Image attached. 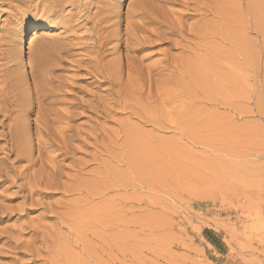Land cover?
Instances as JSON below:
<instances>
[{
    "label": "rangeland",
    "instance_id": "374dc122",
    "mask_svg": "<svg viewBox=\"0 0 264 264\" xmlns=\"http://www.w3.org/2000/svg\"><path fill=\"white\" fill-rule=\"evenodd\" d=\"M56 1L0 0V264H264V21L257 10L264 0H196L226 6L219 33L189 39L190 51L156 43L132 54L141 87L127 73L123 38L147 0H79L41 20ZM196 1L163 6L189 31L200 20ZM96 34L111 43L103 64L124 60L122 87L94 72ZM45 50L59 59L43 69ZM22 56L28 67H20ZM31 68L51 71L55 95L46 101L34 91ZM45 109L55 122L43 163L76 193L62 186L32 199L29 181L40 166L16 160L7 133L25 114L38 156L36 120ZM68 113L70 123L62 120Z\"/></svg>",
    "mask_w": 264,
    "mask_h": 264
},
{
    "label": "bare ground",
    "instance_id": "6f19581e",
    "mask_svg": "<svg viewBox=\"0 0 264 264\" xmlns=\"http://www.w3.org/2000/svg\"><path fill=\"white\" fill-rule=\"evenodd\" d=\"M27 0H19V2L23 3L26 2ZM35 1V0H34ZM78 1L79 0H60V1H56L53 2L52 6L49 8L48 11V16L45 17V15H42L40 17L41 20L46 21L47 22V18H49L51 16V14L54 15V13L56 12L57 9H59V11H65V8L68 6H74L76 7L78 5ZM179 1V0H178ZM193 1V0H192ZM196 1V0H195ZM14 2V1H13ZM12 2V4H13ZM50 2V1H49ZM176 0H147L146 2H143V4L140 7V10L135 14V16L131 17V19H129V21H127V26H126V37H124L123 39H125V41L123 42L125 45V53H126V57H125V62H126V67H127V73L130 77H136L134 81H136L137 83H139L138 85H142V80L140 78L141 75V69L139 68V66L137 65L138 63L136 62L135 57L131 56L134 53H139L145 50H149L152 49L153 46L156 45V43H162V45L168 44L170 45L171 49H175L177 47L181 48L182 51L184 52L185 50H189L192 49L190 45H188L189 43L192 44V41H189V39L192 40L193 37H195L197 40L198 39H205L208 38L210 35L211 37H213L212 35L214 33H216L217 30V22H219L221 15L223 14L224 9L226 8V6L223 5V7L221 5L219 6H215L214 8L211 7H203L206 4H200L199 2H195V7H194V11L196 13L197 16L200 17V20L198 21V25H196L197 27L195 29H189V31H186V27L184 25V23L181 21L180 18H177L175 16V13L172 11H169L168 9H166V7L163 6V3H166L169 5V3H175ZM259 2V1H257ZM82 3V2H81ZM91 3V2H90ZM180 3V2H179ZM193 3V2H192ZM11 4V3H10ZM27 4V3H25ZM32 4V3H31ZM257 4V3H256ZM6 5V4H5ZM14 5V4H13ZM80 5V4H79ZM82 5V4H81ZM111 5H115L113 3H111ZM171 5V4H170ZM175 5V4H174ZM258 5V4H257ZM11 6V5H10ZM48 6V4H47ZM86 6V5H84ZM184 6V5H183ZM190 6V5H189ZM229 6V5H228ZM232 6V5H231ZM234 6V5H233ZM232 6V7H233ZM188 7V6H187ZM36 8V7H35ZM37 8H39L37 6ZM48 8V7H47ZM46 8V9H47ZM70 8V7H69ZM80 8V7H79ZM83 8V7H82ZM231 8V7H230ZM258 8V9H257ZM256 9L258 10V12L261 14L262 19L264 21V2H261L258 7ZM115 9V8H114ZM227 9V8H226ZM43 10V9H42ZM75 10V8H74ZM82 10V9H81ZM107 10V9H106ZM231 10V9H230ZM256 10V11H257ZM45 11V10H44ZM58 11V10H57ZM78 11V10H77ZM39 12V11H38ZM104 12V11H103ZM111 12V11H110ZM113 12V11H112ZM177 12V11H176ZM179 12V11H178ZM232 12V11H231ZM41 13V12H40ZM81 13V12H80ZM97 13V12H96ZM100 14V12H98ZM184 13V12H183ZM229 13V11H228ZM89 14V13H88ZM210 14L213 18L212 20H207L206 19V15ZM230 14V13H229ZM50 15V16H49ZM57 15V14H56ZM55 15V16H56ZM78 15V13H77ZM76 15V16H77ZM85 15V14H84ZM98 15V14H97ZM195 15V14H194ZM195 15V16H196ZM69 16V15H68ZM87 16V15H86ZM90 16V15H89ZM95 16V15H94ZM83 17V16H82ZM99 17V16H98ZM110 17V16H109ZM70 18V17H69ZM85 18V17H84ZM97 18V17H95ZM102 18V17H101ZM100 18V19H101ZM211 18V17H210ZM217 18V21H216ZM59 19L61 22H68L63 16H59ZM68 19V18H67ZM87 19V18H86ZM109 19V18H108ZM112 19V18H111ZM182 19H184L182 17ZM55 20V19H54ZM74 20V19H73ZM98 20V19H97ZM105 21H103V23H107L106 19H104ZM223 20V19H222ZM96 21V20H95ZM258 21V20H256ZM262 21V20H261ZM54 22V21H53ZM72 22V20H71ZM109 22V21H108ZM111 22V21H110ZM187 22V21H186ZM55 23V22H54ZM60 23V22H59ZM58 23V24H59ZM103 23H100V26H102ZM51 24V22L49 23ZM96 24V23H95ZM94 25V28L96 29L97 27ZM114 24V23H113ZM258 24V23H257ZM264 24V22L262 23ZM47 25V23H46ZM64 25V24H63ZM42 26V25H41ZM50 26V25H49ZM110 26V25H109ZM108 26V27H109ZM187 26V25H186ZM258 26V25H257ZM261 26V25H259ZM51 27V26H50ZM107 27V26H106ZM192 27V26H191ZM111 28H116L115 26L112 25ZM110 28V29H111ZM260 29H264V28H260ZM47 31V30H46ZM100 30H98L97 32H100ZM218 31V30H217ZM228 31V30H227ZM110 32V31H109ZM221 32V31H220ZM39 32H34L33 35H36ZM117 33V30L114 29L113 31H111L109 33L110 37H115ZM219 33V32H218ZM216 33V34H218ZM47 32L41 30L40 31V37H45L47 36ZM124 34V35H125ZM17 35V34H16ZM95 35V34H94ZM177 36L179 37V41H173L170 40L169 38H167L168 36ZM18 36V35H17ZM97 36V40H95L96 45L95 47V53H96V58H95V67H93L94 72L100 76L104 75L105 79H107L108 83L112 86H116V87H122L124 82V78H123V61L122 59H118L116 61H113L109 64H103V54L104 52H106V47H108L111 43L109 41H106V39H108V37L106 39L102 38L100 35L98 36V34H96ZM216 35H214L213 38H215ZM123 37V36H122ZM121 37V38H122ZM47 38V37H46ZM50 38V37H48ZM194 39V38H193ZM211 39V38H210ZM223 39V38H222ZM57 41V40H56ZM117 41H120V39L118 38ZM167 41V42H166ZM170 41V42H169ZM203 41V40H202ZM214 41V40H213ZM217 41V40H216ZM233 41V40H232ZM13 43H18L16 37L14 38V41L12 40ZM11 42V43H12ZM33 42V41H32ZM47 43V42H46ZM184 43V44H183ZM186 43V44H185ZM199 43V42H198ZM52 44V43H51ZM94 44V43H93ZM14 45V44H12ZM11 45V46H12ZM33 45V44H32ZM160 45V44H159ZM209 45V44H208ZM217 45V44H216ZM30 46V45H29ZM158 46V45H156ZM193 46H195L194 48L196 49H200L202 46L199 44L194 43ZM46 47V46H45ZM63 47V46H62ZM48 50V49H47ZM47 50L43 51L44 55L42 57V59H40L38 65L41 66L43 69L47 68V66L52 65L53 61H55L56 59H59L58 56H51L50 54H48ZM57 50V48H56ZM216 50V49H215ZM118 51V46L114 47L112 49V54H116ZM190 51V50H189ZM64 53V52H63ZM11 54V53H9ZM8 54V55H9ZM12 55V54H11ZM111 55V54H110ZM109 55V56H110ZM61 56V55H60ZM211 56V55H210ZM11 57V56H10ZM13 57V55H12ZM41 57V56H40ZM212 57V56H211ZM52 58V60H51ZM171 58V57H170ZM21 66L20 67H28L29 64V60L25 61L23 56L21 58ZM141 59V58H140ZM13 60V59H12ZM90 60V59H89ZM168 60V59H167ZM166 60V61H167ZM171 61V60H170ZM107 63V62H106ZM37 65V64H36ZM90 65V64H89ZM175 65V64H174ZM211 65V64H210ZM35 66V65H34ZM33 66V67H34ZM89 68V67H88ZM31 75H32V79L34 82V91H36L37 96L40 98L42 97L44 99V101H46L48 98L51 97V95H53L54 89L52 88V80H51V76H50V72L49 71L47 74H45V72L43 73V71L41 72V74H35V69L31 68ZM42 69V70H43ZM175 69V68H174ZM177 69V68H176ZM89 71V70H88ZM206 71V70H205ZM125 72V71H124ZM39 73V72H38ZM170 73V72H169ZM91 74V73H89ZM94 74V73H93ZM95 74V75H96ZM177 74V73H176ZM30 76V75H29ZM142 76V75H141ZM150 77V76H149ZM179 77V76H178ZM185 77V76H184ZM183 78V77H182ZM128 79V78H127ZM151 79V78H149ZM14 80H16L15 82V86L20 88V84L21 82L19 81V78H15ZM27 80V79H26ZM129 80V79H128ZM106 81V82H107ZM203 81V80H202ZM104 82V83H106ZM129 82V81H128ZM146 82V81H145ZM148 82V81H147ZM24 83V82H23ZM132 83V82H131ZM136 83V84H137ZM144 83V82H143ZM172 83V82H171ZM128 83H126L125 85H127ZM134 84V83H133ZM146 84V83H144ZM23 86L25 85L22 84ZM14 86V85H13ZM125 86V87H126ZM132 86V85H131ZM134 87V86H133ZM150 87V85H149ZM155 87V86H154ZM12 88V87H11ZM127 88V87H126ZM129 88V87H128ZM137 88H139L137 86ZM118 89V88H117ZM116 89V90H117ZM131 89V87H130ZM140 89V88H139ZM143 89V88H142ZM146 89V88H145ZM150 90L152 88H149ZM113 90V89H112ZM136 90V89H135ZM19 91V89H18ZM27 91V89L21 90V93L19 95H21L22 97H26L25 96V92ZM128 91V90H127ZM132 91V90H131ZM140 91V90H139ZM144 91V90H143ZM12 92V91H11ZM114 92V90H113ZM117 92V91H116ZM142 92V91H141ZM109 93V92H108ZM130 93V92H129ZM135 93V92H133ZM140 93V92H139ZM145 93V92H144ZM35 94V95H36ZM152 94V93H151ZM10 95V93H9ZM55 95V94H54ZM108 95V94H107ZM111 95V94H110ZM114 95V94H112ZM118 95V93H117ZM28 96V95H27ZM36 96V97H37ZM120 96V95H119ZM143 96V95H142ZM7 94H5V98L3 99V102L7 104L8 100H10L9 98L7 99ZM100 97V96H99ZM106 97V96H105ZM112 97V96H111ZM118 97V96H117ZM108 98V97H107ZM122 98V97H121ZM128 98V97H127ZM137 97L135 96V99ZM26 99V98H24ZM24 99H21L22 101ZM113 99V98H112ZM118 100V99H117ZM21 101V102H22ZM98 101V100H97ZM121 101V100H120ZM129 101V100H128ZM10 102V101H9ZM25 104V102H23ZM21 103V105L23 106V108L25 109V105ZM52 105V103H50ZM122 104V103H121ZM8 105V104H7ZM18 106V105H17ZM20 106V105H19ZM25 106V107H24ZM38 106L40 107V111H41V103L38 104ZM129 106V105H128ZM91 107V106H90ZM27 108V107H26ZM23 109V110H24ZM23 110H21L18 114L21 115L23 113ZM43 110V109H42ZM4 114L9 113L8 108H4L2 111ZM25 115V114H24ZM22 115V116H24ZM37 115H42L41 113H37ZM60 115V114H58ZM68 114H63L62 115V120L64 121H68V123L71 122L72 120V116ZM139 115V114H138ZM19 116V118H17V120L14 121V124L9 126V132L7 133V140L8 143L10 145V149L9 152L10 154H15L16 156V160L21 161V160H27L32 167H35L36 165L39 164L40 169L38 172H36L33 177L31 178V180L29 181V189H30V197L33 199L34 195L33 194H44L42 193V191H59L62 190V186H61V182H59L58 179H61L59 177H61L60 173H58V171L54 168V167H49L48 165L46 166L43 163L42 160V153H44L43 149L44 147L47 145L45 144L50 138H52V129H53V122H55V120H52L51 117L53 116V110L51 109H45L44 114L42 115L41 121L39 120V118L36 120L37 123V127L38 128V132L36 134V140H37V144H38V156L35 157L34 154V148L32 146V137L31 135H29V133L27 134L25 132V128H24V120L23 117ZM37 117V116H36ZM40 117V116H39ZM59 117V116H58ZM55 119V118H54ZM41 122V123H38ZM63 122V121H62ZM67 123V125H68ZM27 130V128H26ZM62 133V132H60ZM60 135V134H59ZM58 135V137H59ZM61 139V138H60ZM97 139V138H96ZM136 139V138H135ZM99 140V139H98ZM138 140V139H137ZM140 140V139H139ZM55 141V140H54ZM63 141V140H61ZM50 142V141H49ZM98 142V141H97ZM51 143V142H50ZM58 144V142H56ZM49 144V143H48ZM45 145V146H44ZM60 145V144H59ZM101 145V144H100ZM62 147V146H61ZM131 147V146H130ZM64 149L68 152L69 151V147L65 146ZM134 149V148H133ZM47 150V149H46ZM45 150V151H46ZM47 167L49 168V171L47 169ZM62 174V173H61ZM90 186V185H88ZM76 188V187H74ZM73 186H63V192L64 194H71L72 192L76 193V189H74ZM79 188V187H77ZM81 188V187H80ZM46 191V192H47ZM101 192V191H100ZM88 193V192H87ZM81 194V193H80ZM45 195H47L45 193ZM86 195V193H85ZM77 196H79L77 194ZM81 200V199H80ZM72 202V201H71ZM77 202V201H76ZM75 203V202H73ZM80 203V202H79ZM78 205V204H77ZM74 207V206H73ZM76 208H78L76 206ZM69 210V209H68ZM72 211V210H71ZM84 212V211H83ZM78 213V212H77ZM74 215V214H73ZM83 215V214H82ZM68 216V215H67ZM66 216V217H67ZM75 216V215H74ZM81 216V215H79ZM65 217V218H66ZM82 217V216H81ZM64 218V219H65ZM68 218V217H67ZM75 219V218H74ZM83 219V217H82ZM63 220V219H61ZM67 220V219H66ZM77 221V220H76ZM75 221V222H76ZM79 221V220H78ZM63 222V221H62ZM73 222V223H75ZM64 223V222H63ZM67 227H69L68 225H65ZM76 226V225H74ZM77 227V226H76ZM71 229V228H70ZM69 230V229H68ZM43 243H45L44 241H42ZM46 244V243H45ZM43 245V244H42ZM32 250V249H31ZM50 250V248H49ZM37 251V250H35ZM35 256V255H34ZM52 262V261H51ZM57 262V261H54Z\"/></svg>",
    "mask_w": 264,
    "mask_h": 264
}]
</instances>
